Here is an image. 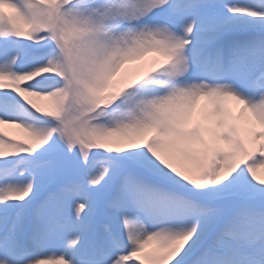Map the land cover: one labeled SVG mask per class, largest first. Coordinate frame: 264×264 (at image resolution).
<instances>
[{"label": "snow or ice", "instance_id": "1", "mask_svg": "<svg viewBox=\"0 0 264 264\" xmlns=\"http://www.w3.org/2000/svg\"><path fill=\"white\" fill-rule=\"evenodd\" d=\"M0 264H264V0H0Z\"/></svg>", "mask_w": 264, "mask_h": 264}, {"label": "bare ground", "instance_id": "2", "mask_svg": "<svg viewBox=\"0 0 264 264\" xmlns=\"http://www.w3.org/2000/svg\"><path fill=\"white\" fill-rule=\"evenodd\" d=\"M149 58H151V57H149Z\"/></svg>", "mask_w": 264, "mask_h": 264}]
</instances>
